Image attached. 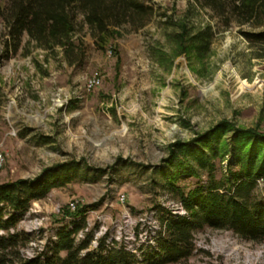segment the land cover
Here are the masks:
<instances>
[{
	"label": "rangeland",
	"instance_id": "obj_1",
	"mask_svg": "<svg viewBox=\"0 0 264 264\" xmlns=\"http://www.w3.org/2000/svg\"><path fill=\"white\" fill-rule=\"evenodd\" d=\"M151 3L145 27L122 30L104 49L85 26V55L72 65L26 35L15 47L0 23V183L68 167L62 184L19 215L17 228L30 237L24 256L55 239L56 216L74 200L90 206L77 241L91 231L94 247L108 233L140 255V245L153 240L159 212L186 213L159 173L171 143L192 140L223 119L264 133V57L240 27L224 30L195 0ZM183 21L189 29L210 23L216 32L201 64L177 54ZM94 77L99 84L88 88ZM229 160L216 161L217 176ZM197 184L192 177L177 183L185 192ZM194 245L178 264H264V244L231 230L198 229Z\"/></svg>",
	"mask_w": 264,
	"mask_h": 264
},
{
	"label": "trees",
	"instance_id": "obj_2",
	"mask_svg": "<svg viewBox=\"0 0 264 264\" xmlns=\"http://www.w3.org/2000/svg\"><path fill=\"white\" fill-rule=\"evenodd\" d=\"M195 2L224 30L239 26V33L264 57V0ZM153 13L151 0H0V23L15 47L26 35L36 48L51 53L59 50L71 65L84 58L85 26L97 48L104 49L122 30L145 27ZM179 28L174 41L177 54L201 64L216 33L213 26L206 23L189 29L183 21ZM228 131H232L230 137ZM168 150L159 173L186 213L159 212L153 240L140 245V255L125 243L109 240L108 233L94 247L90 246L91 231L77 241L90 207L82 205L75 210L61 208L55 239L32 256H24L22 248L30 237L17 228L19 215L62 184L60 173L68 169L66 164L33 179L0 183V264H178L192 256L194 231L204 227L231 230L247 241L264 244V185L258 187L259 181L264 182V133L223 119L192 140L171 143ZM227 155L226 172L217 176L216 161ZM188 177L198 179V184L185 192L177 183ZM67 219L73 220L72 225L64 224Z\"/></svg>",
	"mask_w": 264,
	"mask_h": 264
},
{
	"label": "built area",
	"instance_id": "obj_3",
	"mask_svg": "<svg viewBox=\"0 0 264 264\" xmlns=\"http://www.w3.org/2000/svg\"><path fill=\"white\" fill-rule=\"evenodd\" d=\"M98 84H99V79L94 77V78H92L89 81L88 88L94 87V86H96ZM79 205H80V202H78V200L71 201L69 203V209L70 210H75ZM184 214H185V212L181 213L180 215H184Z\"/></svg>",
	"mask_w": 264,
	"mask_h": 264
}]
</instances>
